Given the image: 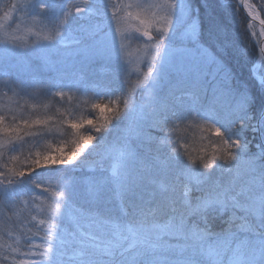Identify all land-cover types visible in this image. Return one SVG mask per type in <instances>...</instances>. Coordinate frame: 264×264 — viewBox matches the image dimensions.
<instances>
[{
  "label": "snow or ice",
  "instance_id": "6c2138e0",
  "mask_svg": "<svg viewBox=\"0 0 264 264\" xmlns=\"http://www.w3.org/2000/svg\"><path fill=\"white\" fill-rule=\"evenodd\" d=\"M176 9L177 0L0 6L3 95L43 94L63 108L0 109V209L12 213L0 215V264H264V74L256 67L257 52L264 64V0H188L180 20ZM41 25L51 26L47 34ZM71 45L79 69L47 79L14 73ZM249 58L242 80L232 62ZM97 63L110 67L106 77L89 72ZM166 84L171 102L161 104ZM209 93L228 102L209 108ZM77 94L87 115L70 103ZM187 121L216 139L193 148L180 135ZM90 157L95 175L66 178L67 165L83 169ZM216 172L231 179L218 183ZM112 191L123 216L108 206Z\"/></svg>",
  "mask_w": 264,
  "mask_h": 264
},
{
  "label": "rangeland",
  "instance_id": "374dc122",
  "mask_svg": "<svg viewBox=\"0 0 264 264\" xmlns=\"http://www.w3.org/2000/svg\"><path fill=\"white\" fill-rule=\"evenodd\" d=\"M9 2H11V0H0V6H3L5 4H8ZM17 2H21V3H26L27 0H17ZM71 3H79L80 0H70ZM125 2H127V0H125ZM187 3L188 0H177V9H176V15L178 20L183 19L184 17H186L187 15ZM0 15H2V12H0ZM19 15V14H17ZM256 27H255V31L257 33H259V23L258 21H252ZM83 23V22H81ZM28 26L31 27V22H28ZM40 27H44L43 25L38 26L36 30H39ZM51 26L48 27H44V33L42 34H47L48 31L50 30ZM73 27H75V24H73ZM252 30V29H251ZM28 41H31L32 39H34V37L32 36H28L27 37ZM77 48L76 45H71L68 49H59L58 51H54L50 54H48V56L46 58H32L30 60L27 61L26 64H19L15 69H14V73L19 74L21 76V78L27 79L30 78L32 76H35L37 79H47L49 76H52L55 74L56 70H60V71H64V70H72L73 67H75L76 69H79L80 67V61L81 58H78L77 56L74 55L75 49ZM137 48L136 44L131 45V49L130 50H135ZM134 67V66H133ZM141 71H146V66L144 63H140L139 65ZM256 67L258 68L260 74H264V64L259 63V59L257 61ZM110 71V67L107 64H103V63H97L94 64L90 67L89 72L92 74H95L98 77H106L108 75ZM132 82L134 83L136 80V76L133 75L131 77ZM168 89H169V85H164L162 90L159 93V102L161 104L163 103H170L171 102V98L168 97L167 93H168ZM7 89L3 87V79H0V109L5 108V106H10L15 108L17 102L19 103V105L24 107V102L28 101V100H32L29 99L28 97H13L11 92H8L7 96H4L3 93L6 92ZM179 94V93H177ZM42 94H38L36 97L41 96ZM79 96V101H76L75 99L72 101H76L79 102V104H82V101L84 99H86V97L84 96H80L79 94H77ZM142 95H147V94H140L139 90H137V95H136V99L138 103H143L145 102L142 99ZM9 97H12L11 100H9ZM44 98L46 99V103L45 105H47V107H45L44 111H48L51 107L52 104H55V101L51 100L50 98H48L47 96L44 95ZM216 98H220L221 100H224V97H216ZM59 98H57L58 100ZM105 103H107V101H104ZM71 103V102H70ZM87 107V106H86ZM83 109H85V106H82ZM212 108V107H209ZM190 124H192L194 126V128L201 132V134H204V136H202L204 139L206 138L207 140L211 141V140H215L216 137L213 133H211L210 131L207 130L206 126L202 124V122H198V121H189ZM199 125V126H198ZM181 131H180V135H183L186 133V123L182 124L180 126ZM144 132L149 134V135H153L152 131L150 130V128L145 127L144 128ZM204 139H198L196 140L195 144H196V148H199L201 146V143H203L204 145H206ZM205 139V140H206ZM209 144V142L207 141V145ZM253 149V148H252ZM254 149L255 146H254ZM251 152H256L252 151L250 149ZM95 157L93 158V160H89L86 163L87 165H94L95 162ZM113 163V161L111 159H108L105 161V168H107L109 170H111V164ZM85 166V167H86ZM67 174H66V178L67 179H72L74 177H83V176H90V175H95V173L91 172V173H86V174H74V173H70V169H71V165H67ZM61 176H64V174H60ZM213 178L217 180L218 183H222V184H227V182L231 179V176L227 173H220V172H216L213 174ZM54 183V181H53ZM109 198L111 199V204L108 205L109 207H115L116 208V216H123L124 212H122L120 210V199L118 194L115 191H112L108 194ZM33 209L35 210V215H36V220H40L43 219L44 217L41 215V213L39 212L38 209L35 208V206H33ZM17 212H19V210H16ZM12 215V213L7 212L6 209H0V215ZM237 215H241L240 213H238ZM239 223V221H237ZM223 225L221 224L220 221H217L216 224L214 225V229L219 231L220 228ZM70 254H73V252L70 251Z\"/></svg>",
  "mask_w": 264,
  "mask_h": 264
},
{
  "label": "trees",
  "instance_id": "16d2710c",
  "mask_svg": "<svg viewBox=\"0 0 264 264\" xmlns=\"http://www.w3.org/2000/svg\"><path fill=\"white\" fill-rule=\"evenodd\" d=\"M259 2H260V0H250V3H254V4H259ZM230 9H231V14L234 15V12H235L234 5L233 6H230ZM201 12H203V9H201ZM240 17L245 20V26H246V24H247V22L249 21L250 18L247 17V13L244 11V9L242 7L240 9ZM262 17H264V14H262ZM73 24H75V22H73ZM251 31L252 30L250 29L249 32H251ZM253 39H255V38H253ZM250 59L251 58L245 59V60H241L239 62H236V61H233L232 62L233 63L234 70L239 74V76H240V78L242 80H247L249 78L248 77L249 76V73L248 72H249ZM256 59L258 61V52H257ZM45 101H46V99L44 98V95L42 94L41 96L36 97L35 99L28 100L27 101V105H25V102H24L25 114H30L33 111H39L40 113L45 112L44 111V109H45V103H46ZM76 101L71 102V103H76ZM227 102L228 101L226 100V98H224V100H221L220 98H213L212 95H211V93H209V96H208L207 100L204 101V103H205V105L207 107H218V106L223 105V104H225ZM33 104H35L37 106V108L35 110L31 107V105H33ZM82 106H85V105L79 104L80 110L83 112L84 115H87L88 111H90V106H87V107L85 106V109H83ZM56 108H60L61 111H63V108L61 107V105L55 102V104H52V107L50 109L52 111H55ZM77 115H80V112H77ZM150 130L152 131L153 135L156 134L155 131L152 130L151 128H150ZM182 136H186L187 137L189 143L192 145L193 148H196V144H195L196 140H198L199 138L200 139H204L202 137V136H204V134H201L200 130L197 131L194 128V126L192 124H190L189 121L186 122V133L183 134ZM26 139H27V137H26ZM70 139H71V137H68V138L65 139V141H64V147L65 148H67ZM205 139H204V141H205L206 145H207V141L210 143L209 140H207V139L205 140ZM50 143H51V148L49 150L50 151H54L55 148L57 147L58 141H50ZM250 149L252 151H254V150L256 151V149H254V146H252ZM93 158L94 157H90L88 159V161L89 160H93ZM88 161H86V162H88ZM70 173H73V172H70ZM86 173L87 172H83V173L76 172V174H81V175L86 174ZM17 210H19V209H17ZM35 213L36 212L33 209L32 215L36 217Z\"/></svg>",
  "mask_w": 264,
  "mask_h": 264
},
{
  "label": "water",
  "instance_id": "95a60500",
  "mask_svg": "<svg viewBox=\"0 0 264 264\" xmlns=\"http://www.w3.org/2000/svg\"><path fill=\"white\" fill-rule=\"evenodd\" d=\"M247 12V11H246ZM74 170H81V168H79V167H75V168H73ZM88 169V168H87Z\"/></svg>",
  "mask_w": 264,
  "mask_h": 264
}]
</instances>
